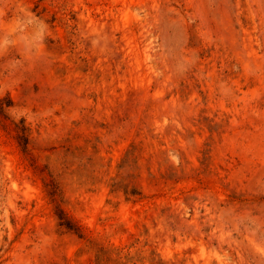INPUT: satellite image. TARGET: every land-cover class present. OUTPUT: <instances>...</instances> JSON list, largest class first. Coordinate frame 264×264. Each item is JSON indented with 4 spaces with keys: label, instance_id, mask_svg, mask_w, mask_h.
I'll return each mask as SVG.
<instances>
[{
    "label": "rangeland",
    "instance_id": "obj_1",
    "mask_svg": "<svg viewBox=\"0 0 264 264\" xmlns=\"http://www.w3.org/2000/svg\"><path fill=\"white\" fill-rule=\"evenodd\" d=\"M1 104L0 264H264V0H0Z\"/></svg>",
    "mask_w": 264,
    "mask_h": 264
},
{
    "label": "trees",
    "instance_id": "obj_2",
    "mask_svg": "<svg viewBox=\"0 0 264 264\" xmlns=\"http://www.w3.org/2000/svg\"><path fill=\"white\" fill-rule=\"evenodd\" d=\"M10 103H6V106H10ZM5 105L1 104L0 107L4 108ZM17 137L19 140V143L23 148V151H27L28 149V134H27V127L22 124L21 126H17ZM49 193L52 196V198L55 200L56 198V187H51L49 189ZM131 194H136L135 192L132 191ZM56 214L61 222L62 225H64L66 228L73 230L80 236L83 235L82 227L79 225L61 206H57L56 209Z\"/></svg>",
    "mask_w": 264,
    "mask_h": 264
}]
</instances>
